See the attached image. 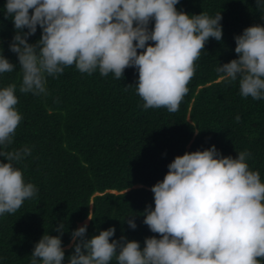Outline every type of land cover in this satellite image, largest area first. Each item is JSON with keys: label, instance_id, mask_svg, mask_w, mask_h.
<instances>
[{"label": "clouds", "instance_id": "clouds-1", "mask_svg": "<svg viewBox=\"0 0 264 264\" xmlns=\"http://www.w3.org/2000/svg\"><path fill=\"white\" fill-rule=\"evenodd\" d=\"M178 3L5 0L0 15L11 17L8 49L17 63L0 50V74L19 67V92L40 96L47 95V78L68 66L88 75L111 73L118 80L133 68L142 107L175 112L204 45L222 37L221 12L187 14L175 7ZM255 6L264 21V0H255ZM38 28L39 39L29 43ZM233 40L236 58L218 64L219 79L238 83L241 97L264 100V25L248 26ZM16 92L14 84L0 87V216L15 213L37 192L16 166L31 147L9 150L22 119ZM249 157L247 150L235 158L222 156L214 145L175 156L149 189L153 206H145L142 223L157 235L146 237L142 248L123 235L110 240L112 226L87 238L83 224L71 232L72 254L65 260V225L59 222L52 229L57 235L43 234L35 242L29 264H264V182L249 168ZM136 216H127L129 229L136 228Z\"/></svg>", "mask_w": 264, "mask_h": 264}, {"label": "trees", "instance_id": "trees-1", "mask_svg": "<svg viewBox=\"0 0 264 264\" xmlns=\"http://www.w3.org/2000/svg\"><path fill=\"white\" fill-rule=\"evenodd\" d=\"M4 3L0 0V11ZM175 7L187 14L222 15L221 41L209 38L204 45L175 112L142 107L133 68L118 80L111 73L88 75L68 66L47 78V95L40 96L19 92V67L0 74V87L16 85L22 116L9 150L31 147L16 166L37 188L15 213L0 216L2 264H29L35 242L43 234L57 235L52 229L59 222L65 225L61 241L67 260L70 234L88 215L87 238L112 226L110 240L123 235L142 248L146 237L157 235L142 223L145 206H153L149 189L184 152L214 145L222 156L235 158L247 150L249 168L264 182V100L241 97L238 83L221 81L215 71L236 58L234 35L264 25L255 0H179ZM10 19L0 15V50L16 64L8 49L14 33ZM39 36L38 28L28 42ZM130 215H137L134 230L125 222Z\"/></svg>", "mask_w": 264, "mask_h": 264}, {"label": "water", "instance_id": "water-1", "mask_svg": "<svg viewBox=\"0 0 264 264\" xmlns=\"http://www.w3.org/2000/svg\"><path fill=\"white\" fill-rule=\"evenodd\" d=\"M88 222H89V220L87 219L84 221V224H88ZM80 225H82V223Z\"/></svg>", "mask_w": 264, "mask_h": 264}]
</instances>
